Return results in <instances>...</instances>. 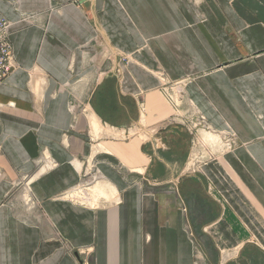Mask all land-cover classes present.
<instances>
[{
	"label": "crops",
	"instance_id": "crops-1",
	"mask_svg": "<svg viewBox=\"0 0 264 264\" xmlns=\"http://www.w3.org/2000/svg\"><path fill=\"white\" fill-rule=\"evenodd\" d=\"M0 13L16 62L0 83V264L264 262V0ZM159 71L192 77L180 110ZM182 113L235 142L193 159Z\"/></svg>",
	"mask_w": 264,
	"mask_h": 264
},
{
	"label": "built area",
	"instance_id": "built-area-1",
	"mask_svg": "<svg viewBox=\"0 0 264 264\" xmlns=\"http://www.w3.org/2000/svg\"><path fill=\"white\" fill-rule=\"evenodd\" d=\"M77 2H81L83 0H76ZM8 27H9V21L1 15L0 13V83L13 71V69L16 67V62L13 56L12 52V46L9 39V33H8ZM166 84V83H165ZM166 86V85H163ZM160 89L161 93L165 99V101L173 108L177 110L179 101L178 98L173 95L172 88L169 89V87H163ZM198 117V118H197ZM195 119L189 120L190 124L193 127H195L197 124H202V126L210 130L209 125L204 121L201 115H198ZM196 120V121H193ZM188 121V123H189ZM193 138V146L196 144L197 141H195L194 136ZM195 141V142H194ZM223 144L224 147H230L235 142V139L233 136L223 137ZM201 154L195 156L193 159H197ZM193 164V163H192ZM192 164L190 166H192ZM82 264V263H81Z\"/></svg>",
	"mask_w": 264,
	"mask_h": 264
},
{
	"label": "rangeland",
	"instance_id": "rangeland-1",
	"mask_svg": "<svg viewBox=\"0 0 264 264\" xmlns=\"http://www.w3.org/2000/svg\"><path fill=\"white\" fill-rule=\"evenodd\" d=\"M158 74H159V77H164L163 78L164 79V84L163 85H166L167 87H169V89L172 88V91L174 93L173 95H175L178 98V101H179L177 110H180V108H181L180 106L182 105V103H183V101L185 99V89H184V85H185V83L189 82L192 79V77H188L187 76V77H182L180 79L171 80V79H169L167 77V75H166L165 72L159 71ZM166 86H163V87H166ZM186 110H189V108H186ZM181 116H187V120L188 121L190 120V118H192V117L188 118V115L187 114L186 115H183V113L180 115V117ZM197 116L198 115L193 114V118L192 119H195ZM193 121H196V120H193ZM189 123H190V121H189ZM192 131L195 134V135L193 134L194 135V139H195V141L197 140V144H198V149H197L198 152H195V150L197 148V145L196 144L194 145V150H193L192 158H194V154H195V156H197L199 154L204 155V156L205 155L212 154L210 152L211 151L210 149L214 150L215 152H221L222 151V149H223V142L224 141H223L222 137L218 133H216V132H214L212 130L211 131L210 130H207V129H205L202 126V124H197V123H196L195 127H193ZM204 133H206V134L207 133H210L211 134L210 135V138L212 137L211 140H205L203 138V136H202ZM196 136H197V139H196ZM206 146H208L210 149L208 147L207 148H200V147H206ZM93 165H91L89 167V172H91V173L98 172L97 169H96V167L93 166ZM262 264H264V262Z\"/></svg>",
	"mask_w": 264,
	"mask_h": 264
},
{
	"label": "bare ground",
	"instance_id": "bare-ground-1",
	"mask_svg": "<svg viewBox=\"0 0 264 264\" xmlns=\"http://www.w3.org/2000/svg\"><path fill=\"white\" fill-rule=\"evenodd\" d=\"M223 146H224V144H223Z\"/></svg>",
	"mask_w": 264,
	"mask_h": 264
}]
</instances>
